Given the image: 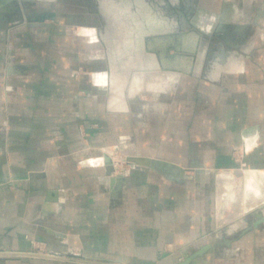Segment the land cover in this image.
I'll return each mask as SVG.
<instances>
[{"label":"crops","instance_id":"0c3cea01","mask_svg":"<svg viewBox=\"0 0 264 264\" xmlns=\"http://www.w3.org/2000/svg\"><path fill=\"white\" fill-rule=\"evenodd\" d=\"M199 7L192 71L128 102L97 28L0 9V264H264V224L236 240L264 213V0ZM110 150L182 171L115 178Z\"/></svg>","mask_w":264,"mask_h":264},{"label":"rangeland","instance_id":"374dc122","mask_svg":"<svg viewBox=\"0 0 264 264\" xmlns=\"http://www.w3.org/2000/svg\"><path fill=\"white\" fill-rule=\"evenodd\" d=\"M44 2L61 5L63 8L61 9L62 14L58 15L55 19L54 16L51 17L52 14L47 13V15L42 12L31 13L32 21L38 22L39 20L44 21L46 19L56 23L74 25L76 26L75 30L81 29L82 26H87L82 27L81 30L93 31L96 41H98L97 28L101 39L105 38L111 44L117 43L116 48L111 47L110 49L116 55H114L115 59H111L110 75H114V70H118V74L121 73L123 77L126 74L128 78L126 81L124 80L125 84L123 83L122 91L117 90L114 93L112 86L113 78H110L109 87L111 88L110 92L113 91V95L121 91L127 102L130 99L138 98L140 94L149 91L156 85L167 83L168 75L164 72L166 68L172 67L176 69L175 72L178 71L177 69L184 72L192 71V64L191 61L189 62L190 58L188 54L196 51V46L201 38L199 33L192 31L196 27V16L193 13L195 9H201L199 7L201 0H0V6L13 3V5L18 7L26 3L43 4ZM70 7L73 9H70ZM84 9H87L88 12H85ZM15 10L21 11L22 9ZM24 11L26 12V9ZM210 23V20L207 18L201 21V16L197 19V25L206 29ZM169 29H173V38L161 36L165 35ZM186 31L188 32L184 34ZM151 34L157 37L152 38ZM190 35H192V39H195L192 42L191 48H187L185 39ZM150 38H152V42L146 50L139 47L140 42L144 43L146 41L148 44ZM172 44L174 45L173 48H177V52H175L173 58L164 59L165 65L163 66L158 65L155 61H153L154 64H150V54L154 59L156 57V54H154L155 48L159 47L158 49H163L162 55L164 57L168 52L166 47ZM142 54H146V56ZM139 56L142 59L137 62L136 60ZM125 57L129 58L125 59ZM130 61L133 63L131 64ZM153 65L157 66V68L153 69L151 67ZM137 70L146 73L147 76L144 79L146 83L143 87L141 86L142 88L138 92L131 95V91H137L136 88L140 86L134 84V76H136ZM150 83L151 86H148ZM108 155L112 158L114 171H132L137 167H142L136 162L146 165L151 163V158L139 155L124 157L120 153V157H116L112 154L111 150ZM104 163L106 164L105 159ZM171 168L182 171L177 166ZM113 176L115 178L119 177V175ZM255 212L252 211L246 215L248 225L251 220L250 218L254 217Z\"/></svg>","mask_w":264,"mask_h":264},{"label":"water","instance_id":"95a60500","mask_svg":"<svg viewBox=\"0 0 264 264\" xmlns=\"http://www.w3.org/2000/svg\"><path fill=\"white\" fill-rule=\"evenodd\" d=\"M175 52H177V48H173ZM106 166H107V172L109 176H112L113 172H114V167H113V161L112 158L109 155H106ZM131 160V159H130ZM129 160V161H130ZM139 166H148V167H157L161 170H166V167L171 168L176 166L174 163L168 162V161H164L161 159H151V163L149 165L146 164H142V163H138L136 162ZM196 171H200V170H196ZM254 217L255 220H253L252 222L249 223V225L247 227H245V229L242 231V233L236 238V240L240 239L243 235H245L246 233L255 230L257 228H259L262 224H264V213L262 211H256L254 213ZM200 255H202V253H198L190 258H187L186 261L182 264H192L194 259H197L198 257H200Z\"/></svg>","mask_w":264,"mask_h":264},{"label":"bare ground","instance_id":"6f19581e","mask_svg":"<svg viewBox=\"0 0 264 264\" xmlns=\"http://www.w3.org/2000/svg\"><path fill=\"white\" fill-rule=\"evenodd\" d=\"M208 21V20H207ZM206 25V24H205ZM193 34V33H192ZM195 39V38H194ZM194 39H192V35H190L189 37H187L185 40L187 41V43L189 44L188 46L190 47L191 45H192V42H194ZM191 48V47H190ZM143 56H146V54H142ZM134 58V57H133ZM137 58V57H136ZM142 58H141V56H139L138 58H137V62H138V60H141ZM133 60V59H132ZM133 61H135V60H133ZM130 63L132 64L133 62L132 61H130ZM130 64V65H131ZM177 64V63H176ZM118 70H114V72H113V90H114V93L117 91V90H121L122 91V87H123V85L125 84V81L127 80V76H126V74H124L125 75V77H123L122 76V74L120 73V74H118V72H117ZM135 75L136 76H134V84H136V86H139V87H137L136 89H137V91L136 90H132L131 91V95H134L136 92H138L142 87H143V85H145V83L146 82H144V81H146V80H144L145 79V77L147 76L146 75V73L145 72H143V71H141V70H138L136 73H135ZM153 78V77H152ZM123 79V80H122ZM154 79V78H153ZM125 80V81H124ZM150 82V81H149ZM124 83V84H123ZM142 86V87H141ZM148 86H151V83L148 85ZM121 91H120V93H116V94H114V95H116V96H118V95H120L121 96ZM123 101V100H122ZM114 102V101H113ZM112 102V103H113ZM120 103H123L122 104V106H126V102L124 101V102H120ZM115 106V105H114ZM112 181H115V180H112Z\"/></svg>","mask_w":264,"mask_h":264},{"label":"flooded vegetation","instance_id":"af4514ba","mask_svg":"<svg viewBox=\"0 0 264 264\" xmlns=\"http://www.w3.org/2000/svg\"><path fill=\"white\" fill-rule=\"evenodd\" d=\"M0 9H26V12L29 13L31 15V13H37V12H42V13H45V14H52L51 17L54 16V18L56 19L58 17V15H61L62 11L61 9L62 6L59 5V4H56V3H53V4H49V3H26L25 5L23 6H16V5H13V3H9L8 5H1L0 6ZM70 9H73L72 7H70ZM47 14V15H48Z\"/></svg>","mask_w":264,"mask_h":264}]
</instances>
